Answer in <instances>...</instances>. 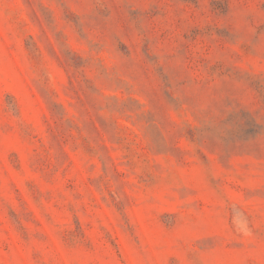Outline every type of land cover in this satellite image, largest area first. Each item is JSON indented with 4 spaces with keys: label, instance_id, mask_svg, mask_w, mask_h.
Segmentation results:
<instances>
[{
    "label": "rangeland",
    "instance_id": "374dc122",
    "mask_svg": "<svg viewBox=\"0 0 264 264\" xmlns=\"http://www.w3.org/2000/svg\"><path fill=\"white\" fill-rule=\"evenodd\" d=\"M0 264H264V0H0Z\"/></svg>",
    "mask_w": 264,
    "mask_h": 264
}]
</instances>
